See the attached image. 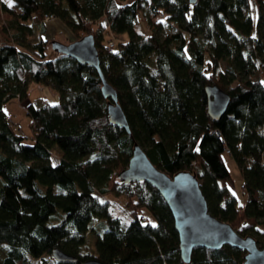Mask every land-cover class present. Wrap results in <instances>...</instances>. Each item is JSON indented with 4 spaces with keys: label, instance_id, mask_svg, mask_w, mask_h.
Instances as JSON below:
<instances>
[{
    "label": "trees",
    "instance_id": "trees-1",
    "mask_svg": "<svg viewBox=\"0 0 264 264\" xmlns=\"http://www.w3.org/2000/svg\"><path fill=\"white\" fill-rule=\"evenodd\" d=\"M11 2L14 7L0 0V264H80L91 258L103 264H183L159 193L145 182L122 185L116 177L134 142L165 174L194 173L209 213L261 245L264 0ZM46 13L62 22L72 40L93 36L101 74L116 91L130 135L107 122L93 68L55 52L43 59L52 40L43 37ZM138 14L147 34L135 28ZM34 28L39 40L26 44ZM104 31L120 37L109 50ZM29 84L53 88L58 102L25 104L26 137L5 117L2 104L25 99ZM207 85L229 96L216 121L206 114ZM223 154L240 174L241 203ZM53 248L76 261H54ZM243 255L228 245L195 247L189 264H242Z\"/></svg>",
    "mask_w": 264,
    "mask_h": 264
},
{
    "label": "water",
    "instance_id": "water-1",
    "mask_svg": "<svg viewBox=\"0 0 264 264\" xmlns=\"http://www.w3.org/2000/svg\"><path fill=\"white\" fill-rule=\"evenodd\" d=\"M187 2L193 4L196 0ZM49 48L95 70L100 80V95L106 100L107 122L130 135L125 115L117 101L116 91L101 74L93 36L85 34L68 43L52 39ZM204 93L206 114L211 120L216 121L225 112L229 96L216 85L205 86ZM130 152L126 166L116 177L122 185L145 182L159 193L171 214L173 229L177 234L179 258L183 264H189L192 249L195 247L217 250L224 245L244 252L242 264H264V238L261 245H258L252 236L238 234L228 222L210 214L194 173L179 170L170 176L165 174L150 162L144 150L135 142ZM50 253L52 259L58 263L76 261L74 256L58 248H53ZM80 264L103 263L91 258Z\"/></svg>",
    "mask_w": 264,
    "mask_h": 264
},
{
    "label": "rangeland",
    "instance_id": "rangeland-1",
    "mask_svg": "<svg viewBox=\"0 0 264 264\" xmlns=\"http://www.w3.org/2000/svg\"><path fill=\"white\" fill-rule=\"evenodd\" d=\"M5 1H7V0H5ZM9 2H11V0L7 1V6H9ZM9 7H14L12 2H11V6H9ZM253 17L255 20V11H253ZM101 21H102V24L106 25V20L104 18H102ZM253 22L255 23V21H253ZM43 24H45L44 26L47 29L46 34L43 37L48 38V39L58 40L62 43H68L72 40L71 39L72 34L69 32V30L66 31V32H69V33H67V38L64 37L63 33H60L59 31L56 30V28H59L58 24L61 28L62 27L66 28L62 24V22L59 21L58 19H54L53 21H49V22H46ZM135 28L141 34H147L149 32L148 28L144 24L140 14L137 15ZM170 30H171V27H169V28L167 27V31H170ZM13 33L14 32L12 30L8 31V34H10V35H12ZM117 39L120 40V37L119 36H115V37L113 36L114 43ZM38 40H39V31L36 28H34L32 30V34L26 35L24 38V42L26 44H29V45L36 44L38 42ZM108 40H109V35H107L106 32L104 31L102 42L104 41V43H106ZM54 54L55 53L50 48H48L45 50V55H44L43 59H45V60L50 59L54 56ZM148 63L150 66L152 65L151 61H149ZM220 68L221 69L224 68L223 62L220 63ZM253 78H257V74L253 75ZM262 82L264 83V77L262 79ZM27 102H32L35 105H40L42 103L52 105V104H55L58 102V94L53 88H51L49 86L29 84L27 86L25 99L18 100L17 98H11L2 104L3 113L8 114L9 120H11L13 122H18L21 125L22 129H20L19 132L26 137H28V135L30 133L29 118L26 115V112L24 109L25 108L24 106ZM24 142L29 143L30 139L24 138ZM51 153L56 158H57V156H59L58 153L54 149L53 150L51 149ZM52 159L54 160V158H52ZM222 159H223V162L225 164L226 169L228 170L229 174L233 178L232 192H233V194L235 193L234 195H236L238 197L239 202L241 203L242 198H241L240 189H239V185L241 182L240 174H239L233 160L231 159V157L229 155L223 154ZM258 228L260 231H262L261 237H260L261 239L259 241L260 243H262L263 238H264V227H258ZM87 245L88 246L91 245V242L89 240L87 242ZM4 252H5L4 246H0V259L3 257ZM46 264H52V261L47 260Z\"/></svg>",
    "mask_w": 264,
    "mask_h": 264
},
{
    "label": "built area",
    "instance_id": "built-area-1",
    "mask_svg": "<svg viewBox=\"0 0 264 264\" xmlns=\"http://www.w3.org/2000/svg\"><path fill=\"white\" fill-rule=\"evenodd\" d=\"M54 19H55L54 15H52L50 13H46L42 17V22L46 23L49 21H53ZM113 45H114L113 36L110 34L109 40L106 43H104V49L109 50L113 47ZM14 124H15L16 129H18V130L21 129V125L19 123L15 122ZM225 152L228 153V150L225 149Z\"/></svg>",
    "mask_w": 264,
    "mask_h": 264
},
{
    "label": "crops",
    "instance_id": "crops-1",
    "mask_svg": "<svg viewBox=\"0 0 264 264\" xmlns=\"http://www.w3.org/2000/svg\"><path fill=\"white\" fill-rule=\"evenodd\" d=\"M4 4H6L7 5V1H10V0H7V1H5V0H1ZM58 27L59 28H56V30L57 31H59L60 33H63V35H64V37L65 38H67V33H69V32H66V31H68V29L67 28H64V27H60L59 26V24H58ZM5 114V113H4ZM5 117H7V118H9V116H8V114H5ZM18 123V122H17ZM21 129H22V127H21ZM232 177V176H231Z\"/></svg>",
    "mask_w": 264,
    "mask_h": 264
},
{
    "label": "snow or ice",
    "instance_id": "snow-or-ice-1",
    "mask_svg": "<svg viewBox=\"0 0 264 264\" xmlns=\"http://www.w3.org/2000/svg\"><path fill=\"white\" fill-rule=\"evenodd\" d=\"M9 6H11V2H9Z\"/></svg>",
    "mask_w": 264,
    "mask_h": 264
}]
</instances>
